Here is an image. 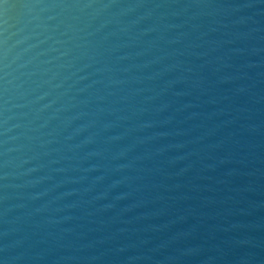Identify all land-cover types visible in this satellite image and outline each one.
I'll list each match as a JSON object with an SVG mask.
<instances>
[{
    "label": "water",
    "instance_id": "water-1",
    "mask_svg": "<svg viewBox=\"0 0 264 264\" xmlns=\"http://www.w3.org/2000/svg\"><path fill=\"white\" fill-rule=\"evenodd\" d=\"M0 264H264V0H0Z\"/></svg>",
    "mask_w": 264,
    "mask_h": 264
}]
</instances>
